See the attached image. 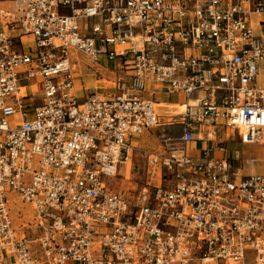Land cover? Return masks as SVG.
<instances>
[{"label": "built area", "instance_id": "obj_1", "mask_svg": "<svg viewBox=\"0 0 264 264\" xmlns=\"http://www.w3.org/2000/svg\"><path fill=\"white\" fill-rule=\"evenodd\" d=\"M260 63L264 0H0V264H264V172L222 145H264ZM84 70L113 91L80 98ZM175 94L160 183L113 191Z\"/></svg>", "mask_w": 264, "mask_h": 264}, {"label": "rangeland", "instance_id": "obj_2", "mask_svg": "<svg viewBox=\"0 0 264 264\" xmlns=\"http://www.w3.org/2000/svg\"><path fill=\"white\" fill-rule=\"evenodd\" d=\"M83 68H86L89 62L86 58H82ZM110 68H113L112 64H109ZM259 77L261 82L264 83V64H259ZM90 71H83L82 77L77 82V90L80 98L83 96L82 84L97 88L99 93H105L106 91H113V74H108L103 80H97L96 76L88 74ZM107 79V80H106ZM30 82V81H27ZM112 83V84H111ZM105 87L103 91L97 86ZM86 93V91H85ZM157 102L156 110L168 123H162L150 131L146 132L136 143V148L133 152L131 160L127 164H123L118 174L109 179L108 186L113 191L122 192L129 197H136L144 190L151 189L149 184L160 183V168L159 166H149L148 157L151 153H162L167 148L174 145V142L178 140L181 135V121L177 120L173 113V103H179L180 97L175 94L172 96L156 95ZM162 102V103H161ZM165 102V103H163ZM169 103H172V106ZM177 120V121H175ZM223 147L229 157L235 159L237 166L241 169V172L246 174H252L257 172H264V145L263 144H244L241 143L237 136H234L231 132L225 135L222 142ZM153 173H155L153 175ZM17 206H20V212L13 209V216L19 229H26L28 233L31 232L30 228H24V223H28V226L32 225L34 219V211L30 204L18 200ZM30 222V223H29Z\"/></svg>", "mask_w": 264, "mask_h": 264}, {"label": "crops", "instance_id": "obj_3", "mask_svg": "<svg viewBox=\"0 0 264 264\" xmlns=\"http://www.w3.org/2000/svg\"><path fill=\"white\" fill-rule=\"evenodd\" d=\"M26 39L30 40V38H26ZM28 83L29 82H27V80H24V79L21 80V84L22 85H25L26 86ZM93 85H95V84H93ZM96 86H98V85H96ZM98 87L101 88V86H98ZM102 88H104V87H102ZM25 89H26V91H29V87H25ZM163 103H165V102H163ZM170 104L172 106V103H169V106H170ZM173 106H174L173 113L175 114V110H176V107H177V103H173ZM195 145H197L199 147L200 146V142L199 141L195 142Z\"/></svg>", "mask_w": 264, "mask_h": 264}, {"label": "bare ground", "instance_id": "obj_4", "mask_svg": "<svg viewBox=\"0 0 264 264\" xmlns=\"http://www.w3.org/2000/svg\"><path fill=\"white\" fill-rule=\"evenodd\" d=\"M112 84V83H111ZM94 86H96V85H94ZM98 87V86H97ZM99 88V87H98ZM105 88V87H104ZM104 88H99V89H101V91H103L104 90ZM23 89V92H29V91H26V89H25V87H23L22 88ZM184 108H185V106L184 105H181V104H177V107H176V110H175V114L177 115V114H180V113H182L183 111H184Z\"/></svg>", "mask_w": 264, "mask_h": 264}]
</instances>
